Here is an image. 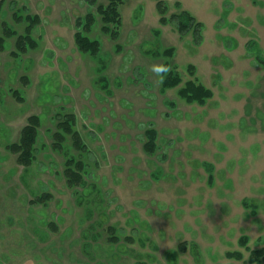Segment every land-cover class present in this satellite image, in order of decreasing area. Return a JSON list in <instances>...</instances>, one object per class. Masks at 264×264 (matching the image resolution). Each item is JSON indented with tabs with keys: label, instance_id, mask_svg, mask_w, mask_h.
Instances as JSON below:
<instances>
[{
	"label": "rangeland",
	"instance_id": "374dc122",
	"mask_svg": "<svg viewBox=\"0 0 264 264\" xmlns=\"http://www.w3.org/2000/svg\"><path fill=\"white\" fill-rule=\"evenodd\" d=\"M165 1L168 17L184 9L205 25L200 46L162 26L154 0H124L118 43L101 30L97 7L106 0H5L0 264H264L249 263L250 250L264 248V0ZM89 12L98 15L90 34L103 44L97 58L75 43L76 20ZM17 13L41 18L37 49L18 51L27 25ZM170 48L173 57L164 55ZM165 64L161 79L152 68ZM170 71L182 83L164 90ZM195 79L214 94L205 106L181 97ZM61 112L77 116L92 152L77 195L64 171L66 158L81 154L70 142L53 147ZM31 116L42 127L37 160L25 169L6 147ZM149 127L158 133L152 157ZM43 194L51 199L36 203Z\"/></svg>",
	"mask_w": 264,
	"mask_h": 264
},
{
	"label": "trees",
	"instance_id": "16d2710c",
	"mask_svg": "<svg viewBox=\"0 0 264 264\" xmlns=\"http://www.w3.org/2000/svg\"><path fill=\"white\" fill-rule=\"evenodd\" d=\"M93 5H96L98 0H89ZM107 4H102L97 7V14L101 17L102 32L110 37V39L118 43L122 35L123 17L121 14V8L124 5V0H106ZM156 2L157 12L160 16V24L162 26L173 25L181 38H185L188 35H192L196 46H200L204 41L203 32L205 25L198 21L192 13L188 10L181 9L182 5L179 3L177 6L181 9L180 13L173 14L168 17L169 7L165 0H154ZM253 4H258L259 0H251ZM5 5V0H0V17ZM23 13H17L15 15L16 20L26 23L25 33L18 37L16 47L19 52H26L31 49L38 48V41L34 38L35 29L42 23L41 18L38 15L35 16H21ZM97 14L93 12L87 13L83 17H79L76 20V34L75 43L83 55H88L92 58H97L102 53L103 44L100 40L92 39V34L97 25ZM14 32V31H12ZM11 36V33L9 34ZM5 40L0 38V47L3 48ZM116 51H120V45H116ZM175 53L174 48H170L164 52V55L173 57ZM17 56V54H16ZM264 60V59H263ZM260 59V63L264 66V61ZM168 70L170 64H165ZM193 77L196 74V68L189 66L188 68ZM182 83L181 77L174 71H170L165 75L163 81V89H171L179 86ZM181 97L188 103H198L205 106L206 103L213 98L214 94L212 90L199 83L196 79L191 80L185 84V87L180 91ZM14 96L18 101H23L18 91H14ZM57 125L56 132L53 134V147L55 150H64L66 145L70 142L71 149L74 148L81 154V158L77 156L69 155L65 162L64 177L66 179L67 187L79 194L78 190L84 188L87 179V164L84 160L85 155L90 156L91 150L87 143L83 139L80 131L77 129L78 118L73 113H59L56 115ZM42 127V119L40 116H31L28 118L27 124L23 127L18 142L9 144L6 149L17 156V162L20 166L27 169L32 167L37 160L38 142L40 138V129ZM145 152L152 157L158 151V133L152 127L145 132ZM207 166H211L206 164ZM87 170V171H86ZM51 195L43 194L36 198V203L46 204ZM110 240L113 242L118 241L116 235V229L110 227ZM243 245L246 246L248 238L242 239ZM250 250V249H249ZM251 256L249 263H256L264 261V248L261 250H250ZM229 259H243V254L240 252H232L227 254Z\"/></svg>",
	"mask_w": 264,
	"mask_h": 264
},
{
	"label": "clouds",
	"instance_id": "9594fccd",
	"mask_svg": "<svg viewBox=\"0 0 264 264\" xmlns=\"http://www.w3.org/2000/svg\"><path fill=\"white\" fill-rule=\"evenodd\" d=\"M152 71L161 79L163 78V75L168 71V69L164 66H153Z\"/></svg>",
	"mask_w": 264,
	"mask_h": 264
}]
</instances>
